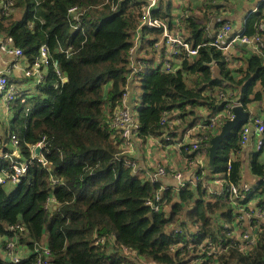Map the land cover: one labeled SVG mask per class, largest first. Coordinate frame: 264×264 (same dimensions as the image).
Returning <instances> with one entry per match:
<instances>
[{"label": "trees", "instance_id": "16d2710c", "mask_svg": "<svg viewBox=\"0 0 264 264\" xmlns=\"http://www.w3.org/2000/svg\"><path fill=\"white\" fill-rule=\"evenodd\" d=\"M0 4V44L9 40L21 50L23 65H33L41 46L48 56L39 81L21 72L16 79L8 76L20 98L0 123V264H10L1 251L11 241L22 252L20 264H36L44 249L49 264H264V226L254 217L246 225L239 220L240 209L252 215L251 200L264 211L258 153L251 172L259 183L247 185L249 193L239 189L242 126L219 145L213 171L197 164L184 186L166 190L160 181L139 176L144 171L125 153L114 127L118 112L133 113L131 90L138 82L142 94L132 141L169 144L195 128L188 134L194 142L181 146V156L189 162L204 149L208 157V142L220 125L214 129L202 121L261 98L260 57L232 67L233 57L208 44L204 25L194 18L174 23L168 9L158 8L159 0L151 15L196 49V56L179 58L169 72L159 70L163 58L152 50L162 31L139 28L145 0ZM203 10L204 17L213 16L216 7L206 0ZM263 19L260 13L249 17L241 35L260 37ZM193 144L197 150L190 153ZM13 164L25 171L12 184ZM216 176L221 186L213 185ZM231 187L238 192L235 201ZM245 232L254 240L247 249Z\"/></svg>", "mask_w": 264, "mask_h": 264}, {"label": "built area", "instance_id": "2783aa9c", "mask_svg": "<svg viewBox=\"0 0 264 264\" xmlns=\"http://www.w3.org/2000/svg\"><path fill=\"white\" fill-rule=\"evenodd\" d=\"M145 2H146V5L143 8L141 24L139 28L140 30L156 28L162 31L159 42L153 45L152 50L154 53L161 54L163 58L160 65L158 66L160 71H163V72L174 71L177 69L173 65L174 61H178L179 58L181 57H185L189 59V58L196 56V49H193L192 45L184 41L177 33H170L169 30L167 29L166 24H164L162 21H160L157 18H154L151 15L153 9L155 8L157 4V0H145ZM9 4H10V1L7 3V5ZM1 6L2 5L0 4V7ZM228 24L229 23H225L221 29V32L215 36V38L212 40L211 43H208L209 45H212L220 49L222 51V54L224 55L229 54V52L227 51L229 50V48H233V44L235 42H239L240 44H245V45H253V44H257L260 42V37L258 35H255L251 38L244 37L241 35V32L234 33L232 27ZM257 31L261 33L264 32V19L260 22ZM227 38H229L228 42L225 43ZM0 56L3 57L4 59L5 58L11 59V61H9L8 63L9 65H7L3 69V71H0V96L2 97L4 108L6 107L8 110L9 106L12 105L17 98H20L16 88L12 84L9 83V79H8L9 74H11L13 70H20V72L23 73L24 77L33 78V79H36V81H39L40 79H42V73H41L42 69L44 70L45 69L44 67L48 65L47 49L44 46H41L39 49V57L34 61L33 65L27 66L26 64L23 65L21 63L22 51L17 48L12 47L10 45L9 40H7L6 43L0 44ZM20 102L24 103L25 100L21 98ZM237 104L238 103H234L230 106H227V109L225 111L215 114L214 117L209 118L208 120L207 119L203 120L202 123H205L206 121H208L210 127H213L214 125L219 123L218 121H220L221 118L231 119L232 118L231 108ZM254 125L256 126V131L259 134H264V123L263 122H260L258 119H255ZM114 127L120 130L121 138L124 141L123 146L125 148L124 150L125 153L130 154L129 152L133 150L132 132L137 128L136 116H134L133 113H130L128 109H125L124 111H120L117 113V115L114 118ZM191 132L192 131L190 132L187 131L186 134L183 135V137L180 140H178L174 145L178 148H181V146H185V144H192L194 142L193 139L192 140L189 139L188 143H185L184 141L185 137L189 138L188 134H191ZM248 132L249 130L247 126H243L241 128V145H244L246 143L248 139ZM10 139L14 140L13 143L16 144L15 137L13 135L10 137ZM171 142L172 141L170 140V143ZM258 144L261 145V142H259ZM161 146H165V144ZM191 147L192 149L190 153H193L195 152V150H197L196 144L191 145ZM36 148H40V146L37 145ZM205 157H206L205 150L203 149L199 151L198 153H196L195 159L188 162L190 164L189 167L190 168L197 167V164H198L200 168H205L206 167L204 166ZM39 161L41 162L42 160H39ZM11 168L14 170L13 176L10 177L12 179V180L10 179L11 180L10 182L13 184V182H18L17 178L22 176L25 169L23 165L17 166L16 164H13ZM165 175H166V169L164 168L163 165H161V166H157L155 172L149 176V179L151 181H154V180H158L159 178L165 177ZM174 177L177 179L179 187L184 186L183 182H179L181 179L180 174H176ZM1 179L2 178L0 177V182H1ZM221 179L222 177L218 176L217 178L213 179L214 181L213 180L211 181L214 185L221 186L222 185ZM166 189L167 188L165 187L162 190H166ZM239 189L241 193L250 192L249 187L244 184H242V186H240ZM231 194L235 201V198L238 194L237 189L235 187H231ZM241 195L242 196L240 197V200H243L245 198L244 197L245 194H241ZM156 201H159L158 197L156 198ZM250 202H252V200L248 202L247 207L250 206L249 205ZM147 205H150L153 208L154 212L157 211V208L153 207V205L150 204L149 202L147 203ZM254 207L255 205L248 207L249 209L253 211L251 216L245 212V209L238 210V213L242 215L239 217V220L244 218V220L246 221L245 223L246 225L250 217H254L257 220L259 225L264 226V211H262L259 208H254ZM249 233H251V230L249 231ZM241 240L247 244V246L245 247L246 249L254 243L252 235L248 234L247 232H245L242 235ZM4 249H5L4 252H6V255H10L8 257L7 256L4 257V259L8 263L10 264H20L21 263L23 259L21 258V255L19 254L20 253L22 254V252L18 248H15V242L11 241L10 243L6 245ZM43 252H44V259L38 258L36 261V264H49L48 261L46 260L47 255H48L46 249H44Z\"/></svg>", "mask_w": 264, "mask_h": 264}, {"label": "crops", "instance_id": "0c3cea01", "mask_svg": "<svg viewBox=\"0 0 264 264\" xmlns=\"http://www.w3.org/2000/svg\"><path fill=\"white\" fill-rule=\"evenodd\" d=\"M204 1L206 0H159L158 8L162 7L163 9H168L172 16L171 21L174 23H177L176 21L179 19V21L181 20L180 23L182 25V21L184 19H196L199 24L204 25L206 29L204 37L207 40H213L216 33L222 29L224 23H229L233 32L237 33L243 31L246 20L249 17L258 13L264 17L263 0H209L212 3V6L216 7V10H214L215 14L213 16L206 17H204L203 10ZM217 25L218 27L215 30V26ZM228 39L229 38L226 39L225 43L228 42ZM227 52H229V55L233 57L232 67H241L243 65V61L249 59L251 56L260 57L264 65V32L260 36L259 43L245 45L235 42L233 44V48H229ZM8 63L6 66L9 65ZM19 72L20 70H13L10 78H18ZM258 88V86H255L254 90L257 91ZM5 110L6 119H8L9 111H7L6 107ZM243 110L248 113V121L246 124L242 125V127L247 126L249 132L246 143L241 146L238 153V158L241 161L240 178L241 184L251 187L259 183L258 178H256L251 172V162L257 153L258 162L260 164H264V134H259L256 131V126L254 125L255 119L264 123V94H262L259 100L247 103L246 108H243ZM225 120L226 119L221 118L218 122L222 124ZM218 124H216V126L220 125ZM216 126L214 128H216ZM192 132L191 134H194ZM189 139L191 138L185 137V143H188ZM259 142H261V145L258 144ZM172 144L174 143L161 146L163 144L159 145L157 142H153L152 140H147L145 142L134 140L133 150L129 153L130 156H133L137 163L136 169L138 168L141 171H144V175L146 171L153 169L155 165H163L166 172L169 171L173 173L176 171L177 173H180L181 179L179 182L184 183L193 176L194 169L189 167L190 164L188 162L185 163V159L181 156L182 154L180 148ZM204 166L208 169L207 159L206 163L204 160ZM163 178L164 179H161V182H163L164 187H178V181L175 177L173 178L172 175L167 174V176ZM254 202L255 201L250 202V206L248 207L253 206L255 204Z\"/></svg>", "mask_w": 264, "mask_h": 264}, {"label": "water", "instance_id": "95a60500", "mask_svg": "<svg viewBox=\"0 0 264 264\" xmlns=\"http://www.w3.org/2000/svg\"><path fill=\"white\" fill-rule=\"evenodd\" d=\"M214 63H210L208 66L212 67ZM62 82H66V78L62 79ZM232 118L226 119L222 124H220L219 131L209 140L208 157L207 165L208 170H214V159L216 157L217 150L219 145L223 140L229 135V133L240 126L244 125L248 121V113L245 112L241 105L237 104L231 108ZM40 148H35L34 156L38 157Z\"/></svg>", "mask_w": 264, "mask_h": 264}, {"label": "rangeland", "instance_id": "374dc122", "mask_svg": "<svg viewBox=\"0 0 264 264\" xmlns=\"http://www.w3.org/2000/svg\"><path fill=\"white\" fill-rule=\"evenodd\" d=\"M9 61H11V59L10 58H3V57H1L0 56V71H3V68L6 66V64L9 62ZM156 64H158V62L156 63ZM2 69V70H1ZM11 75H12V73L11 74H9V77H11ZM139 83L138 82H135L134 84H133V87H132V92H131V97H132V102H131V109H132V111H133V114H134V116H137V108H138V106H139V102H140V97H141V91H140V88H139V85H138ZM28 90H29V92H31L32 94L35 92V91H32L31 90V88H29L28 87ZM2 121H4V123H6V110H5V108H4V105H3V100H2V97L0 96V123H2ZM195 130V128H193L192 129V131H194ZM197 131H199V128L197 129ZM1 132H4V130H2V127H1V124H0V134H1V136H3V133H1ZM178 139L179 138H177V139H174L171 143H174L175 144V142H177L178 141ZM157 140V141H156ZM13 141L14 140H12V139H10V145L11 146H14L15 144L13 143ZM153 142L155 141V142H157L159 145H160V143H162V141H160V140H158V139H155V140H152ZM174 144H172V145H174ZM166 146V145H165ZM145 153V152H144ZM206 159H207V156L205 157V163H206ZM185 162H187V161H185ZM157 166H159V165H155L154 166V168L153 169H149L148 171L150 172V173H145V175H143V174H141V175H139L140 177H143V178H145V177H148L149 178V176L150 175H152L154 172H155V170H156V168H157ZM172 175V177H174L176 174H180V173H177L176 171H174L173 173H171V172H166V175ZM165 175V176H166ZM181 175V174H180ZM218 176H216V178H217ZM161 179H164V178H159L158 179V181H160L161 182ZM161 184H163V182H161ZM15 255V254H14ZM19 255H22L21 253L19 254ZM1 256L4 258L5 256H10V255H6V252H4V251H1Z\"/></svg>", "mask_w": 264, "mask_h": 264}]
</instances>
